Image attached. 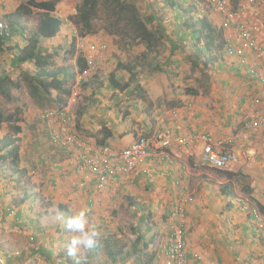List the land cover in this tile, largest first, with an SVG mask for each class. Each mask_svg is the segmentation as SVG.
<instances>
[{
    "label": "trees",
    "instance_id": "1",
    "mask_svg": "<svg viewBox=\"0 0 264 264\" xmlns=\"http://www.w3.org/2000/svg\"><path fill=\"white\" fill-rule=\"evenodd\" d=\"M62 1L24 0L14 11L8 14L6 21H2L6 28H0V50H4L16 35L27 43L25 46L15 44L13 47H7L8 51L13 52L11 59L13 71L0 75V97L5 101L9 103L17 101L13 91L20 89L24 81L28 83L33 92L47 96L60 107H63L70 98L76 73L68 67L57 66L55 63L57 53L47 51L40 41L41 39H53L61 32L64 20L56 16L55 12ZM153 1L155 3H152L157 5V10H154V5H150L146 11H141L135 0H80L75 5L74 14L70 16V21L76 27L80 39L94 35L97 32V23L101 22L103 31L117 38L120 43L124 42L128 47L144 45L145 50L139 58L141 63L131 64L118 61L115 70L106 79L107 88L111 92L115 95H124L122 98L125 100L122 102L121 98L115 105L117 109H120L121 105L127 104V109L123 113L124 119L130 116L132 110L137 111L139 114L144 112L147 116L149 114V110L144 111L140 108L141 104L144 103L148 106L147 102H149L148 91L141 86L139 81L140 74L143 73V68L139 70L141 65H145L155 72H164L165 66H168L171 62L176 64V59L173 60L172 58L176 56V53H180L183 62L190 66L192 72L200 71L203 75H206V70L220 61L221 55H223L222 52L227 47L223 27L218 28L211 22L212 6L208 0L211 9L205 4V0ZM200 7L205 8V10L200 9ZM35 9L40 12L37 33L28 37L26 34L27 28L23 21L30 17ZM167 14L171 15L173 19L171 29L167 28L164 23L163 16ZM165 43L169 45L170 56L162 63L164 66L162 67V65H155L153 62L158 60L161 52L160 47L164 46ZM76 65L78 70L85 68L86 62L83 54L77 57ZM16 71L19 72L20 80L13 77ZM121 72L128 74V77L125 79L124 74ZM98 82L100 85L101 81ZM89 84L90 82H84L82 88L89 87ZM184 93L193 96L199 94L197 90L191 87H186ZM133 99L134 103H138V105L132 103ZM128 104L131 106H128ZM175 104L171 103L170 105L174 106ZM128 107L130 108L128 109ZM23 121V112L20 107H16L11 112L0 108V130L4 125H7L8 128L7 134L0 138V176H3L5 186L16 184L20 189L19 197H14L5 215L9 216L14 211L13 217L17 223L19 221L23 223L22 227L33 229L29 243L32 244L30 245L31 253L34 254V257H39L51 264H74V258L68 256L67 251L61 252L58 258L53 249L56 242H68L66 238L76 233L66 226L68 218L73 216L69 213V209L61 203L57 204L59 212L62 213V218L47 233L45 232L46 227H43L41 223L43 213L39 211L36 213L37 216L32 218L28 217V213L24 209L26 203L29 204L32 211L36 205H40L46 210L45 213L47 214L49 209L54 207V203L50 198L47 199L44 196L42 190H34L25 181L30 170L35 171L43 168L47 162L44 156L40 154L44 139L39 134L35 135L33 146V154L38 156V160L32 158L28 160L29 164L27 166L23 165L25 162L23 139L21 137L23 133L21 124ZM42 123L46 129L44 137L49 140L50 144L59 151L62 150V153L69 159L75 156L66 152L64 148L55 145L50 138L51 129L47 121L42 119ZM79 128L80 125L75 121V129L79 130ZM99 131L101 137L96 138L95 146H110L111 142L108 140L113 136L112 129L107 124H102ZM225 174L229 176V172ZM1 191L4 195L8 194V190L5 193L3 188L0 187ZM0 198H4L1 193ZM256 209L264 214V206L260 203H256ZM156 227L158 228L156 222H154V213L151 210L145 213L144 210V213H139L137 223L130 228L134 240L130 243L128 249L124 247L120 238L110 235L103 239L104 246L95 241L94 247L89 249V255L81 259V264H94L95 255L101 252L107 255L111 264H155L157 255L151 249L159 236V229ZM44 233L46 236L43 241L41 236ZM45 241L49 245L51 244L52 248L50 246L47 249Z\"/></svg>",
    "mask_w": 264,
    "mask_h": 264
},
{
    "label": "crops",
    "instance_id": "2",
    "mask_svg": "<svg viewBox=\"0 0 264 264\" xmlns=\"http://www.w3.org/2000/svg\"><path fill=\"white\" fill-rule=\"evenodd\" d=\"M232 3L234 8L241 9L240 20L250 24L258 44L264 49V0H256V5L249 0H233ZM200 9L203 8L200 7ZM211 12L212 15L219 16L212 9ZM211 22L218 28L223 27L228 43H233L238 52L229 55L227 49H224L220 61L206 70V75L201 73L204 81H200V77L193 80L195 90H199L197 96L186 95L184 91L178 93L176 101L173 102L176 104L170 108V110H181L176 121L169 115V109L158 112L150 109L148 116L144 112L139 114L135 111L130 121L136 122L137 125L132 128L128 121L115 127L112 129L113 136L108 141L111 142V146L119 145L121 141L119 136L125 132L123 138L125 141L120 144L121 150L124 144L137 140L134 138V131L130 132L137 127L145 133L141 135L150 139L154 154L140 164L131 183L144 191L146 200L141 202L146 203L144 208L147 211L151 210V206V212L161 207L157 217L154 218L158 228H162L166 219L168 223L169 220L170 222L176 220L177 224L184 222L187 233L188 264H239V262L250 264L251 259L256 261L255 264H264V234L262 232L264 229L260 223L264 219V214L256 209V203L264 206V200L259 199L257 194V191H264V161H262L264 160V129L248 130L246 128L253 119L264 116V88L257 78V74L264 75V65L257 53L241 45L234 27H226L223 22L217 25L214 18ZM180 62H183L182 55L176 59V67ZM257 99L261 101V104L254 103ZM189 102H194L193 109L187 112L182 111ZM128 106L131 105L128 104ZM145 107L144 103L140 105L141 110ZM162 124H176L179 138L207 134L211 137L215 148L218 147L219 142L231 141L230 144H225L224 148L234 153L235 161L225 169L207 166L202 159L204 142L201 140H197L195 144L176 143L170 149L161 148L154 141V135ZM75 157L77 159L76 155ZM66 159L69 160V165L66 166L70 169L69 172L71 170H74V173L82 172L79 161ZM256 159H259V171L252 173L249 171V165ZM226 172H229V176L225 174ZM255 174H259L260 177H255ZM215 177L220 179L216 180ZM77 180L78 183L83 181ZM126 181L122 179L117 184H113V189L119 191L121 188L122 190ZM236 191L245 193L254 207L250 220L242 218L239 220L242 224L239 225V238H236V232L235 235H231V225H235L233 218L235 211L244 215L241 210H244L246 203L236 198ZM187 196L192 197L193 201L186 205V214L182 218L176 215V212L180 201ZM0 205V242H6V246L12 244L16 247L15 244L22 242L21 239H16L18 237L16 233L30 235L32 232L22 231L23 223L18 221V224L14 217L13 227L6 224L9 218L5 213L9 203L1 201ZM244 217L246 219V213ZM237 239H241L240 244H242L238 250L235 244ZM28 244L20 251L23 258L24 255L28 256L30 243ZM157 249L156 244L151 249L157 255L155 264H168L169 261L161 257ZM9 253L11 252L5 250L0 252V256L4 257ZM238 254L240 255L236 256Z\"/></svg>",
    "mask_w": 264,
    "mask_h": 264
},
{
    "label": "rangeland",
    "instance_id": "3",
    "mask_svg": "<svg viewBox=\"0 0 264 264\" xmlns=\"http://www.w3.org/2000/svg\"><path fill=\"white\" fill-rule=\"evenodd\" d=\"M79 1L80 0H63L59 3L55 15L64 20V24L62 27L63 31L53 39H41L40 41L43 43L42 46L47 49V51H55L57 53V57L55 59V63L57 66L68 67L76 74L78 71V66L76 65L77 57L79 56V54L83 53V49H81L79 45H83L84 50H86L90 44L93 45L97 43L106 46L105 60L100 64L97 75L95 74L94 76H92V79L87 81L90 82L89 87H79L80 93L74 107L75 121L80 125L79 130H77L78 135L81 136L90 145H95L96 138L101 137L99 130L102 124H107L111 129H114L115 127L121 126L123 123L131 120V115L135 111L132 110L130 112V116L124 119L123 113L127 109V104L121 105L120 109H117V106H115L124 95L120 96L118 94H112L111 90L107 88L106 79L108 78L109 74L115 70L118 61L131 64L141 63L139 58L140 55L144 52L145 47L144 45H134L132 47H128L124 44V42L120 43L119 41H117V38L112 37L103 31V24L101 22L97 23V32L94 35H90L85 39H80L78 37L76 27L70 21V16L74 14L76 7L75 5ZM135 1L136 3H138L141 11H146L150 7V5L152 6L154 5L153 3H155L153 0ZM6 2V6L0 4V22L6 21L8 14L14 11L21 3V1L18 0H8ZM205 2L206 5L210 7L208 1L205 0ZM154 10H157L156 4L154 5ZM210 16L212 19H216L215 23H217V25L224 22V20L220 19L221 17L219 16L217 17L212 14H210ZM39 18L40 12L35 10L30 17L23 21L25 27L27 28L26 34L28 37L37 33ZM163 19L165 20V26L171 29L173 26L171 23L173 20L171 15L169 16L167 14L166 16H163ZM15 44L25 46L27 43L23 42L21 38L16 35L14 39L6 45L4 50H0V75L5 72L11 73L13 71L11 67L13 52L8 51L7 47H13ZM160 51L161 52L158 60L156 62H153L152 60L150 61H152L155 65H162V67H164L162 63H164V61L170 56L169 45H167L166 47L161 46ZM179 57H181V54L176 53V56L172 59L175 60ZM141 69L143 70V73L140 74L139 81L141 86L146 91H148L147 96L149 98V102H147L148 106L142 108L144 109V111L155 109L158 112L160 110L168 109L169 107H172L170 104L176 101L178 93L180 91H184L185 87H191L195 89L193 86V84H195L193 83V80L200 77V81H204V79L202 80L201 72H192L190 66L186 62H180L177 67L176 64H172L171 62L168 66H165L164 72H155L145 65H141V67H139V70ZM121 73L124 74L125 79L128 77V74L124 72ZM194 74H197V76H194ZM13 77L17 80H20L19 72L16 71ZM98 81H101L100 85ZM197 91L199 93L198 89ZM13 92L17 97V101L15 103H9L2 97H0V108L11 112L14 111L16 107H20L23 112L24 121L21 124L23 127V133L21 134V137L23 139V156L25 161L23 165L25 164L27 166L29 164L28 160L32 158L36 159V161L38 160V156H35L33 154L35 135L40 134L44 139L42 141V149L40 154L44 156L47 164L46 166L38 170H30V172L27 173L25 181L27 182V184L33 187L34 190H42L44 196L47 199L50 198L54 203V207L52 209H49L47 214L45 213L46 210L40 207V205H36L35 209L32 211V209L29 208V204L26 203L24 205V209L28 213V217L35 218L37 216L36 213L41 211V213H43L44 215L41 219V223L43 227H46L47 230L45 232L47 233L49 232V230H52L54 225H56L62 218V213L59 212L57 204L61 203L65 205L69 209V213H71L73 216L77 215L80 211L83 210L86 211L89 222L86 230L92 231L94 229L96 231V242H99L101 246H104L105 243L103 242V239L107 236L115 235L114 237L120 238L124 247L128 249L130 247V243L134 240V237L130 231L131 226L137 223L139 213H142V211L144 210L145 212H147V210L144 208L146 203L141 202V200H146V198L144 197L146 195L143 194L144 191L140 187L135 186L131 183L134 175L128 177L129 179H125L127 181L122 186V190H120V188L119 191H116L112 187L113 184L106 185L101 189L98 188V183L95 182L93 176L89 172L87 173V171H85L84 169H81V173H74V170H71L69 172L70 169L66 167L67 165H69V160L66 159L67 156L62 153V150L59 151V149L53 147L50 144L49 140L44 137L46 129L44 124L42 123L41 116L45 111H56L58 107H60V105H58L56 102H53L50 98L41 93L33 92L31 87L25 81L22 82V86L20 89H15ZM124 100L125 99L122 98V102ZM168 102L171 103L169 104ZM132 103H134V99ZM134 105H138V103H134ZM129 108L130 107H128V109ZM130 125L133 128L137 124L136 122L130 121ZM7 131V125H4L2 130H0V138L7 134ZM132 131H134L135 133V139L142 136L141 134H145L140 131V127L131 129L130 132ZM124 136L125 132L123 134L121 133L119 136V139H121L119 145L113 144V146H111L109 144L110 148L114 150H120V144L124 143L125 141L123 140ZM128 144L129 143L124 145L127 146ZM125 146H123L121 149H123ZM71 160L74 162L78 161L75 156H72ZM259 166V159H256L254 163H250L249 171L255 173L259 171ZM258 176L259 174H255V177ZM0 178V187L3 188L5 193L8 190V194L6 193V195H4L2 191L0 192L1 195L4 196V198H0V203L1 201H6L11 205L14 197H19L20 189L16 184L5 186L3 176H0ZM77 179H81L83 181L81 183H78ZM215 179L219 180L220 178L215 177ZM94 186L96 188H94ZM235 193L236 198H239L246 203V207L244 208V210H241L242 212H244V215L246 213V219L244 215L239 211H235V214L233 215V218L235 219V225H231L232 230L230 231V233L231 235H233L236 232V238H239V227L242 225L240 224L239 220L240 218L247 221L250 220L251 213L254 207L252 204L253 202L248 199V196L245 193L240 191H236ZM261 193L263 194L264 191H257L259 199L264 200V195H261ZM150 209L152 210V206L150 207ZM159 210H161V207L153 210V212L155 213L154 218L157 217ZM7 217L9 218V220L6 221V224L12 226L13 217ZM164 219H166V217ZM175 225H181V222L180 224H177L176 220L174 222H170L169 220L168 223L166 219L161 229L160 227H156L157 229H159V236L155 244L156 248H158L157 253H159L161 257L163 256L161 251H163V248L169 239L168 235L170 234L171 227ZM21 230L25 232L33 231V229L30 227H22ZM262 232L264 234V231ZM16 234L18 235L16 239L22 240L21 244H18L17 242V244L13 243L16 245L15 247L12 244L6 246V242H0V252L8 250L12 253V251H16L15 249L21 251L22 249H24V247H26V245H29V234ZM45 236V233L41 236L43 241ZM79 236L80 233L76 232L73 236H69L68 238H66V241L69 242L72 238ZM240 241L241 239L236 240V250H238V247L242 245L240 244ZM68 242L58 241L53 245V249L56 252V257L61 252L67 251ZM45 245L47 249H49L51 246V244L49 245L46 241ZM30 251L31 246L29 248L28 256L26 257L24 255V258L22 257V259L24 260H21V264H51L43 261L39 257H34V254L30 253ZM76 255L80 259H83L87 255H89V249H85L81 246L77 249ZM239 255L240 254L236 256ZM255 262V260L251 259L250 264H255ZM17 264H20V261H17ZM94 264L111 263L107 255L104 252H101L95 255ZM239 264L242 263L239 262Z\"/></svg>",
    "mask_w": 264,
    "mask_h": 264
},
{
    "label": "built area",
    "instance_id": "4",
    "mask_svg": "<svg viewBox=\"0 0 264 264\" xmlns=\"http://www.w3.org/2000/svg\"><path fill=\"white\" fill-rule=\"evenodd\" d=\"M6 1L8 0H0V4L6 6ZM18 1L24 2V0ZM208 1L211 3L213 12L223 18V24L226 27H234L237 30V37L241 45L257 53L264 65V49L258 44L256 35L250 28V24L240 20L241 9L234 8L231 0ZM249 2L256 5V0H249ZM0 28H6L2 22H0ZM232 45L233 43H228L227 40L226 49L229 55H234L238 52L235 45ZM79 47L83 49L86 66L78 73L76 87H74L70 98L62 108L56 111H45L41 116L43 120L47 121L51 129L50 138L52 142L64 148L66 152L75 154L81 164L80 169L89 171L97 181L98 188L101 189L106 185L117 184L120 180L135 175L140 164L153 155L154 151L151 148L150 139L145 136L138 138L124 149L114 150L108 146L97 147L90 145L78 135L75 129L74 107L80 93L79 87L83 82L97 74L100 64L106 58V46L104 45L97 43L90 44L86 50H84L83 45H79ZM257 78L264 88V75L257 74ZM254 103L259 105L261 101L257 99ZM193 107L194 102H189L183 107L182 111H191ZM180 111L174 109L168 110V113L176 121V117ZM246 128L248 130L264 129V116L253 119L247 124ZM197 140L204 142L202 159L207 166L214 169H225L235 161L234 153L224 148L225 144H230L231 141L219 142L218 147L215 148L211 137L207 134L179 138L176 124H162L154 135V141L164 149H170L176 143L179 145L195 144L198 142ZM191 201H193L192 197H184L180 201L176 215L184 218L186 214L185 207ZM14 214L15 212L12 211L10 216L13 217ZM261 227L264 229V219L261 221ZM162 252L163 256L169 261L168 264H188L187 233L183 221L181 225L172 227L169 239ZM21 256L22 253L19 250L14 251L1 257L0 264H17Z\"/></svg>",
    "mask_w": 264,
    "mask_h": 264
},
{
    "label": "clouds",
    "instance_id": "5",
    "mask_svg": "<svg viewBox=\"0 0 264 264\" xmlns=\"http://www.w3.org/2000/svg\"><path fill=\"white\" fill-rule=\"evenodd\" d=\"M80 71H82V70H78L77 71V74L75 76V84L73 85L74 87L76 86V78H77V75H78V73ZM90 79H92V77H90L88 80H90ZM88 80H86L85 82H87ZM74 87H72V91H73ZM60 108H62V107H60ZM60 108H58V109H60ZM142 136H140V137H142ZM140 137H138V138H140ZM129 145H127V146H129ZM108 147H110V146H108ZM126 147H124V148H126ZM88 224H89V222H88L87 213H86V211H83V210L80 211L77 215L72 216V217H69L68 220H67V222H66V226H67V228L69 230H71L73 232L80 233V236L79 237L72 238L70 240L68 246H67V255L74 258V264H81V259L79 257H77V255H76L77 249L79 247L82 246L85 249H92L94 247V245H95V237H96L97 233H96V231L94 229L92 231H87L86 228H87ZM162 255H163V252H162ZM22 257H23V255L21 256L20 259H22ZM20 259L18 261H20Z\"/></svg>",
    "mask_w": 264,
    "mask_h": 264
}]
</instances>
